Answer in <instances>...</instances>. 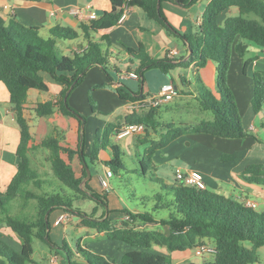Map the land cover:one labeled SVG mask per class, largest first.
<instances>
[{"label":"trees","instance_id":"obj_1","mask_svg":"<svg viewBox=\"0 0 264 264\" xmlns=\"http://www.w3.org/2000/svg\"><path fill=\"white\" fill-rule=\"evenodd\" d=\"M189 7L197 0H111L112 10L103 12L88 24H81L87 46L81 45L72 55H65L57 39L75 40L80 33L68 27L56 26L45 38L39 34L38 27H28L0 15V81L9 91L16 121L20 127V140L16 150L18 157L17 171L4 191L0 190V227L6 226L14 232L20 241V248L8 242L0 233V264H30L35 251L34 240L46 244L50 239V215L54 210L72 211L82 217L83 223L98 232H105L112 240L125 242L134 248L127 251L120 262L109 260L80 242L72 249L65 242L60 248L65 251L68 264H254L259 261V248L264 247V211L248 207L244 202L234 200L209 189H197L175 179L172 184L162 185V192L153 196L154 212L167 209L166 217H158L153 212L124 208L112 210L109 204V190L102 192L93 189L87 176L88 157L98 159L100 150L110 147L113 157L105 162L113 173L124 168L120 157V147L111 142L115 135L131 124H142L146 133H155L165 126L172 129L173 123H163L159 119V108L127 110L121 117V123L106 122L95 131L93 147L86 153V121L69 102L72 91L83 81L88 69L97 66L106 74L107 81L96 84L88 92V101L92 113L97 114L98 106L91 91L110 87L125 103L144 98L152 92H145L144 87L136 91L126 83L113 86V73L121 71L120 65L111 61L114 52L107 34L96 39L100 31H108L118 24L124 4L140 7L145 15L163 26L169 34L182 39L188 48L189 59L183 61L165 56L154 58L143 44L137 48L126 47L125 52L130 62L137 61L139 79L146 82L145 72L150 69L171 74L178 67L189 68L192 63L195 82L186 75L180 76L182 85L192 87L190 94L199 103L203 111H209L211 118L203 119L189 126L192 133H203L224 139L256 138L246 130L242 123L236 96L228 85L232 56L236 53L243 58V73L253 59H245L251 44L264 49V0H211L203 13L202 22L193 33H181L169 21L163 9V2ZM237 8L238 14L228 16L223 23L220 15L228 9ZM185 56H182L184 58ZM217 62V91L214 93L203 85L199 75L201 68L210 62ZM129 68V67H128ZM47 78L63 86L58 98L39 102L34 111L37 117H47L59 113L64 117L77 120L76 142H68L59 132L50 134L38 141L31 131L30 119L26 115L29 91L36 89L50 90ZM253 93L251 105L258 113L264 105V70L252 74ZM174 83V82H173ZM113 86V87H112ZM178 94V92H177ZM85 119L84 128L82 120ZM180 131L165 135L160 142H153L150 147L158 149ZM1 144V136H0ZM38 148L46 149L51 170L55 179L46 178L37 168H33L31 153ZM78 156L84 164L82 175H78L74 159ZM233 159L231 154H223L221 160ZM143 173L146 172L144 159L140 160ZM50 170V171H51ZM242 177L250 182L264 185V162L248 164ZM60 186V191H59ZM19 197V198H18ZM18 198L15 209L11 201ZM92 198L106 207L103 215L93 214L74 207L76 201ZM22 210L23 218L12 213ZM120 212L123 218L112 217L113 212ZM129 215V218H125ZM210 240L217 252L213 259L202 262L188 261L175 263L171 256L174 251L193 249ZM164 247L168 254L152 251L153 246Z\"/></svg>","mask_w":264,"mask_h":264},{"label":"crops","instance_id":"obj_2","mask_svg":"<svg viewBox=\"0 0 264 264\" xmlns=\"http://www.w3.org/2000/svg\"><path fill=\"white\" fill-rule=\"evenodd\" d=\"M210 1L211 0H197L189 7H183L170 1H164L162 5L169 21L179 32L193 33L201 24L203 13ZM87 6H91V8L96 11L98 17L103 12L112 10L111 0H0V15L7 22L15 20L24 26L40 28L39 34L45 38L50 35V30L56 26L68 27L76 30L80 33L78 39H57L58 45L63 53L65 55H72L81 45L87 46L88 42L80 26L81 24H88L90 21L86 17L81 18L76 16L72 9L74 7L85 9ZM236 14H238L237 8L228 9L220 15V22L223 23L228 16ZM102 34H107L109 40L113 44V47L110 49L114 52L111 61L119 64L121 68L117 76L115 75L116 73L112 72L114 78L113 86H119L121 82L125 83L124 79H129L127 73L132 71L137 72L139 67L137 61L134 63L130 62V57L125 52L126 47L137 48L140 44H143L154 58L168 56L167 52L170 49L177 50V53L173 56L174 59L187 61L190 56L187 50L188 48L184 45L181 38L169 34L163 26L149 19L144 11L137 6H131L129 15L123 23H118L106 32L100 31L96 34V39L101 38ZM182 56L185 57L182 58ZM245 59L253 60L247 67V73L242 74L241 66H243V58H237V54H233L232 67L228 75V83L236 96L245 129L254 134L256 138L224 139L208 134L197 135L196 139L198 141L206 142L207 146L211 147L210 151H208V158L211 157L209 166H206V164L200 165L199 169L204 174L207 189L241 202H244L245 199L253 200L257 203L255 209L264 211V185L250 183L242 177V173L248 164L264 162V105L258 113L254 112L251 105L253 93L252 74L256 70H264V49L258 45L251 44ZM193 65L194 63H192L189 68H176L171 73L172 79L168 80L166 76V80H162L160 86L168 82H174L178 87L177 82H180V84L182 83L180 81V76L186 75L189 80V73L194 70ZM106 81V76L100 67H91L88 69L82 83L72 91L69 98L70 104L75 109H89L88 112L84 114L87 117L86 124L90 127V135H87L85 148L87 154H90L92 151L96 128L98 126H104L106 122L109 121L119 125V123L122 122L121 117L127 113V104L118 97L112 88V90L108 88L98 89L100 92L97 95V106L103 114H105V117L102 115L101 118H99L97 114L92 113L88 101V92L94 85ZM47 82L50 87L48 92L36 89H31L29 91L26 115L29 112L30 106L33 105L36 107L39 102L48 99L56 100L58 98L63 86L48 78ZM147 84V79L143 84L140 81L139 87L141 86L145 89ZM158 89L156 91H158ZM149 91L156 92L150 89L148 91L145 90V92ZM33 97L38 98V100L31 103ZM39 118L40 117H38V119ZM70 119L74 125H69L67 131H74V133L70 132L71 138L67 140L68 142L75 143L77 137V120L73 118ZM30 125L32 134H34V130H36L38 123L36 126H33L30 121ZM115 133V131L112 133L111 140ZM143 133V135L134 133L122 139H128V145L131 149L138 148L143 142L149 141L154 134L152 132L146 133V131ZM0 136V190L4 191L17 171L18 157L16 155V150L20 140V127L16 121L12 104L10 103L9 91L2 81H0ZM222 153L233 155V159L222 162ZM112 157L113 151L110 147L100 150L98 159L95 161H91L87 157L85 162H87L90 167L91 177L88 178L86 176L83 183L88 181L93 189L99 192L103 191V188L98 190V181H100V178L105 175L107 168H109L105 165V162ZM85 162L82 163L78 156L74 159L75 169L80 176L82 175ZM102 167L103 173H99L98 168ZM110 199L109 196V204L111 206ZM110 208L112 210H120L119 208L124 209L126 207L118 205L114 208ZM61 214H67L68 218L59 222L58 218ZM102 215L103 212L98 213L96 217ZM112 217L120 219L123 218V214L115 211L112 213ZM92 230L94 229L87 227L83 223L82 217L76 213L72 211L54 210L50 215L51 241H49L48 244L41 241H38L37 245L35 243L33 262L30 264H54L52 263V258H56L58 264H68L66 255L63 254L60 248L65 242H67L72 249L80 242L82 246L87 245L88 247H92L96 250L95 252L116 262H120L123 255L134 248L125 242L108 238L105 232H98L95 230L96 234L92 232ZM0 233L9 243L18 249L20 248L18 236L9 228L1 226ZM97 235L100 239H98ZM89 238H91L92 241H87ZM204 241L214 244L207 239ZM153 247H158L159 252L168 254V250L164 247ZM258 252L259 254L264 252V247L259 248ZM171 256L175 263H184L188 261L202 262L198 260L193 249L174 251L171 253ZM254 264H260V258L259 261Z\"/></svg>","mask_w":264,"mask_h":264},{"label":"rangeland","instance_id":"obj_3","mask_svg":"<svg viewBox=\"0 0 264 264\" xmlns=\"http://www.w3.org/2000/svg\"><path fill=\"white\" fill-rule=\"evenodd\" d=\"M237 58H239L238 55ZM241 72L243 74V66H241ZM115 75L117 76V74ZM199 75L203 80V85L207 89H210L211 91L216 93L218 85L217 62L212 61L207 67L201 68L199 70ZM166 76L168 77V80L172 79L171 74L166 75L157 69L148 70L146 72V79L148 84L146 85L145 90L148 91L150 89L152 91H156L162 84V80H166ZM189 80L195 82L196 76L194 72L189 73ZM124 82L136 91L139 89V79H124ZM177 84L178 94L174 97L173 100L162 104L159 108V119H161L163 123H173L172 129H168L165 126L159 128L158 131L152 135L149 141L143 142L141 145H139L138 148L134 149H131L129 147L127 138L117 139L116 135L112 136L111 142L117 143L120 147V157L122 162L124 163V168L116 169L113 173V176L109 178V196L111 198L110 207L114 208L115 206L120 205L129 209H138L141 211L153 212L158 217H166L169 214V210L158 209L156 212H154L153 207L154 201L152 198L153 196H155V194L162 192L161 186L165 184H172L175 181V173L179 169H199L200 165L202 166L205 164L206 166H209V161L211 160V157L208 158V151H210L211 147L207 146L206 142L198 141L196 139V136L200 133L190 132L189 126L197 124L203 119L211 118L212 113L209 111H203L200 108L199 103L194 98V95L190 94V91H193L192 87L182 85L180 84V82H177ZM228 85L230 86L229 83ZM107 88L112 90L110 87ZM99 92L100 91L98 89L95 91H91L92 97L95 100V104H97L96 100ZM37 100L38 98L33 97L31 103L36 102ZM86 106L88 107L87 104ZM34 107L35 106L33 105L29 107V112L27 115L30 121L32 122L33 126H36V124L38 123L36 130H34V136L38 141H40L47 135L57 134L58 132L64 135L66 139L71 138L70 132L74 133V131L69 132L67 130L69 128V125L74 124L70 118L63 117L61 114L55 113L54 115L40 117L38 119L34 111ZM76 109L78 110L79 108ZM88 110L89 109L82 108L78 110V112L84 117H86L84 114H86ZM97 111V115L99 118H101L102 115H104L103 117H105V114H103V112L99 108ZM89 129V125L86 124V135H90ZM177 130L181 132L178 137L172 138L170 141L166 142V144H164V146L161 148L150 150V147L153 142L158 143L162 140L165 135H168L169 133L171 134V132ZM136 134L143 135L144 133L142 132ZM48 152L49 151L43 148H38L37 150L32 151V167L36 169L38 168L44 176L46 175V178L55 179V181L59 185L61 184V182L57 179V177L51 170V163L47 158ZM141 159H144L146 163L147 168L145 173H143L142 171V166L140 163ZM102 170L103 167L98 168L99 173H103ZM95 180L97 181L96 177ZM101 188V183L100 181H98V190H101ZM60 190L61 189L59 186V191ZM18 198L11 201L9 204V206L13 207V209H15L18 204ZM74 207L80 209L81 211L87 212L89 215L93 214L94 207H97L98 209L96 215H98V213L106 211L105 206L101 205L100 202L92 198L78 200L75 202ZM119 209L122 210V208ZM21 212V209L18 211L14 210V213L12 214L14 216L23 218L24 216L21 214ZM92 232L96 233L95 229L92 230ZM98 239H100V237H98ZM38 241V239H35L34 245L35 243L37 245ZM87 241H92V239L89 238V240ZM89 248L93 251H96L92 247ZM157 248L158 247H153L152 251L159 252V248ZM61 251L63 252V254H65L64 250L61 249ZM259 255L260 264H264V252H261ZM213 257L214 256L210 255L201 257L198 256V260H211L213 259Z\"/></svg>","mask_w":264,"mask_h":264},{"label":"built area","instance_id":"obj_4","mask_svg":"<svg viewBox=\"0 0 264 264\" xmlns=\"http://www.w3.org/2000/svg\"><path fill=\"white\" fill-rule=\"evenodd\" d=\"M131 6L127 3L123 6V13L119 18L118 23H123L130 11ZM73 13L81 18L86 17L88 20L98 18L96 11H94L91 6H87L85 9L80 7H74L72 9ZM177 53L176 49H170L167 52L168 57H173ZM127 76L129 78L139 79V74L135 71L128 72ZM178 88L173 82H168L163 84L156 93H152L144 98L138 99L133 102H127V110L134 109H149L151 107H160L162 104L169 102L174 99L177 95ZM145 131V127L142 124H131L121 130L116 134L117 139H121L125 136L134 134V133H142ZM113 176V171L110 168H107L104 176L100 178V183L103 190H110V182L109 178ZM175 179L184 183L185 185L195 187L197 189H206L207 183L204 177V174L201 170L198 169H179L175 173ZM244 203L248 207L256 208L257 203L250 199H245ZM68 218L67 214H61L58 218L59 222H62ZM125 218H129V215H125ZM194 254L198 256H215L217 249L214 244L204 242L199 244L195 248H193ZM52 263L58 264L56 258H52Z\"/></svg>","mask_w":264,"mask_h":264},{"label":"water","instance_id":"obj_5","mask_svg":"<svg viewBox=\"0 0 264 264\" xmlns=\"http://www.w3.org/2000/svg\"><path fill=\"white\" fill-rule=\"evenodd\" d=\"M177 87V86H176ZM85 119H83L82 120V122H83V125H82V127L84 128V125H85ZM87 172H88V174H87V177L89 178V177H91V172H90V169L89 168H87ZM256 210H258V209H256Z\"/></svg>","mask_w":264,"mask_h":264},{"label":"clouds","instance_id":"obj_6","mask_svg":"<svg viewBox=\"0 0 264 264\" xmlns=\"http://www.w3.org/2000/svg\"><path fill=\"white\" fill-rule=\"evenodd\" d=\"M178 88V87H177Z\"/></svg>","mask_w":264,"mask_h":264}]
</instances>
